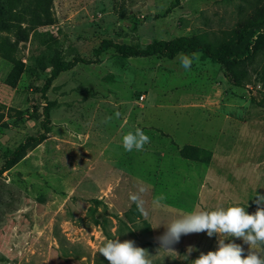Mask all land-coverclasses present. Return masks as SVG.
I'll use <instances>...</instances> for the list:
<instances>
[{"label": "rangeland", "instance_id": "1", "mask_svg": "<svg viewBox=\"0 0 264 264\" xmlns=\"http://www.w3.org/2000/svg\"><path fill=\"white\" fill-rule=\"evenodd\" d=\"M263 17L264 0H0V170L40 131L44 101L33 88L44 85L54 57L93 61L105 39L219 45ZM177 57L124 59L109 50L52 82L46 139L0 172V264H109L98 251L107 239L135 241L153 264H193L221 237L182 235L173 252H158L172 220L230 206L257 211L264 110L253 101L264 97V43L239 66L241 87L200 56L188 71ZM136 128L150 143L127 152L123 136ZM183 148L194 158H182ZM160 194L165 206L155 207ZM223 238L246 258L249 245Z\"/></svg>", "mask_w": 264, "mask_h": 264}, {"label": "clouds", "instance_id": "2", "mask_svg": "<svg viewBox=\"0 0 264 264\" xmlns=\"http://www.w3.org/2000/svg\"><path fill=\"white\" fill-rule=\"evenodd\" d=\"M181 67L185 71L191 69L194 62L199 60V53L187 55L179 53L178 57ZM121 117L120 112L115 113V118ZM112 117L106 118L110 122ZM150 143V137L140 128L128 131L122 139L123 148L127 152L133 150L142 151L144 146ZM143 188L140 192H144ZM258 206L254 214H249L244 207L230 206L227 209L217 208L214 211H193L184 214L180 218L172 220L166 227V232L157 238L161 245L160 250L173 252L172 246L178 243L182 235L206 232L208 237L219 235L218 250L207 254L201 253L193 264H264V195L256 193ZM130 199L141 204L140 196L130 195ZM166 197L163 194L155 197V207L165 206L163 202ZM224 236L242 239L250 246L246 258L244 248L235 243H225ZM193 249L189 248L191 253ZM99 253L106 258L109 264H153V257L149 252L136 246L133 240L121 242L119 239H107L99 248Z\"/></svg>", "mask_w": 264, "mask_h": 264}, {"label": "trees", "instance_id": "3", "mask_svg": "<svg viewBox=\"0 0 264 264\" xmlns=\"http://www.w3.org/2000/svg\"><path fill=\"white\" fill-rule=\"evenodd\" d=\"M179 0H176L178 2ZM261 26H264V17L261 21L252 23L250 28H245L240 32L233 33L228 42L213 45L211 43H201L196 38L179 36L170 40H154L143 48L137 46H128L119 44L111 40H102L98 47L92 51L93 61L75 56L70 60H63L60 56L54 57L50 62V73L45 79L44 85L37 89L44 104L42 106V122L40 131L34 135L24 139L16 148L9 152L0 172L3 173L15 166L25 155L26 151L36 145H39L46 139L49 132L50 118L49 112L51 103L46 97V93L52 82L60 73L67 72L73 69L78 64L99 63L100 56L109 50H113L121 58H149L157 57L160 59L173 60L179 53L192 54L199 53L203 60L218 65L222 74L228 83L235 87L242 86V80L238 75V68L241 63L261 51V44L264 43V28L263 32H259ZM260 79L264 87V66L260 69ZM254 105L264 110V97L258 101H253ZM194 149L183 148L179 151L180 156L184 159L194 158L188 152H193Z\"/></svg>", "mask_w": 264, "mask_h": 264}, {"label": "built area", "instance_id": "4", "mask_svg": "<svg viewBox=\"0 0 264 264\" xmlns=\"http://www.w3.org/2000/svg\"><path fill=\"white\" fill-rule=\"evenodd\" d=\"M143 98H144V97L141 95V96L139 97V100H140V101H142V100H143Z\"/></svg>", "mask_w": 264, "mask_h": 264}]
</instances>
